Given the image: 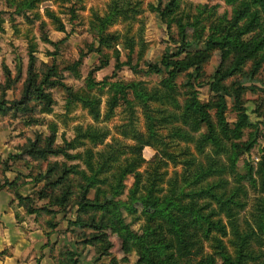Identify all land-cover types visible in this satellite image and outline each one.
Wrapping results in <instances>:
<instances>
[{
  "label": "rangeland",
  "instance_id": "obj_1",
  "mask_svg": "<svg viewBox=\"0 0 264 264\" xmlns=\"http://www.w3.org/2000/svg\"><path fill=\"white\" fill-rule=\"evenodd\" d=\"M170 1L0 0V100H7L6 104L11 106L0 114V119H7L11 126L15 147L12 153L16 154L10 158L11 164L19 170L20 179L33 182L31 197L26 201L40 208L35 212L38 221L58 238L55 242L50 241L57 264H74V259H78V264H138L137 251H122L115 234L103 239L98 229L70 223L69 220L76 218V201L86 181L81 173L71 170L61 181L56 180L62 176L65 166L79 162L78 159L56 154L43 157L39 152L24 154L38 137L42 139L39 146H44L45 138L53 128L57 131V145L79 132L91 130L97 131L94 140L86 135L81 137L97 149L106 148L114 137L125 145L135 141L121 131L128 113L122 103L125 99H120L121 103L110 118H104L109 84L102 93H99V86L90 91L87 88L89 76L99 81L107 78L109 81L146 80L149 86L158 84L168 73L165 70L146 73L147 61L160 62L169 49L177 50L179 42L189 41L191 45L175 58H192L198 66L194 64L174 77L177 96L186 100L197 95L200 100L209 102L210 112L215 117V103L220 92L213 89L210 82L217 69L230 68L238 53H246L241 68L223 80L225 84L241 86L238 99L225 95V113L228 121L235 123L241 112L237 106L239 102L250 119L238 140H254V144L239 160L240 170H246L245 161L259 167L260 161L264 160L263 7L255 0H176L174 9L164 12ZM241 10L247 12L238 18L239 31L236 28L233 31L235 39L212 43L210 29L218 24H230ZM40 20H44L45 25ZM251 22L252 26H247ZM102 33L103 41L100 39ZM222 33L221 30L216 32ZM43 36H48L51 41ZM78 60L80 62L76 64ZM52 64L54 69H49ZM32 74L36 78L30 81ZM29 82L31 89L26 102L14 103L23 98ZM68 85L75 95L98 96L101 99L100 114L95 115L76 97L67 105ZM129 96L133 98L132 94ZM137 109L135 127L144 131V114L140 105ZM201 130H207V126L203 125ZM156 152L154 145L144 146L143 154L147 160ZM145 167L146 163L141 169ZM174 168L169 166L171 172ZM49 180L55 183L46 189L47 197H39L38 191ZM134 180V174L126 177L127 188L122 198L127 197ZM246 186L252 198L257 192L253 185ZM63 187L71 190L65 209L59 203H50ZM105 188H108L106 184L103 185ZM93 193L94 189L90 195ZM44 205L49 209L42 208ZM93 212L97 219L103 215L101 211ZM246 214L248 209L240 213L242 224H245ZM124 216L133 229H139L140 221L125 211ZM95 234L99 238L89 241Z\"/></svg>",
  "mask_w": 264,
  "mask_h": 264
},
{
  "label": "trees",
  "instance_id": "obj_2",
  "mask_svg": "<svg viewBox=\"0 0 264 264\" xmlns=\"http://www.w3.org/2000/svg\"><path fill=\"white\" fill-rule=\"evenodd\" d=\"M175 1L171 0L167 4L168 10L163 11L174 9ZM255 1L263 7L264 18V0ZM243 12L247 11H239L234 21H229L230 24H218L213 30L211 26L212 43L232 42L235 39L233 31H239L238 18ZM40 22L45 25L44 20ZM252 22L247 26H252ZM219 30L223 31L221 35L216 34ZM43 38L51 41L48 36ZM178 45L177 50L169 49L160 62L147 61L146 73L164 70L168 73L158 84L149 86L146 80L109 81L107 78L99 81L89 76L87 88L90 91L99 86V93H102L105 85L109 84L104 118H110L121 103L120 99H125L122 103L128 113L121 131L134 142L125 145L114 137L106 148L97 149L81 137L86 135L94 140L97 131L91 130L79 132L57 145V131L53 128L46 136L44 146H39L42 139L38 137L24 154L39 152L43 157L56 154L78 159L79 162L65 166L62 176L56 180L61 181L71 170L81 173L86 181L76 201V218L69 220L70 223L98 229L103 239L115 234L122 251H137L138 264H264V160L260 161L259 167L245 161L246 170H240L239 160L254 144V140H238L250 119L238 100L237 106L241 109L238 120L231 123L225 113V95L238 99L241 86L225 84L223 80L241 68L247 54L238 53L230 68H219L214 74L210 84L220 92L215 103L217 116L214 117L209 102L200 100L197 95L193 94L186 100L178 98L174 77L194 64L198 66L192 58H175L191 42L182 41ZM54 67L52 64L49 69ZM35 78L33 76L30 81ZM30 84L25 88L23 98L14 103L26 102ZM66 88L69 95L67 105L76 97L95 115L100 114L101 99L98 96L88 93L79 96L69 85ZM6 101L0 100V113L11 108ZM137 105L141 106L144 114V131L135 127ZM203 125L207 130H201ZM145 145H154L157 149L150 160L143 154ZM78 148L82 149L70 151ZM14 156L16 154H9V158ZM145 163L146 167L141 169ZM170 165L176 167L172 172ZM129 174H134L135 180L127 197L122 198ZM54 183L47 181L45 187L38 191L39 197H47L46 189ZM104 184L108 187L106 190L103 189ZM246 184L253 185L257 192L252 198ZM70 192L69 187H63L50 203H59L65 209ZM16 196L26 203L31 197L21 194L18 189ZM27 205L29 212L40 209L30 202ZM42 208L49 209L46 205ZM247 209L245 224H242L240 213ZM93 211H101L103 215L97 219ZM124 211L140 221L138 230L127 222ZM96 238H99L97 234L89 241ZM74 264H78V259H74Z\"/></svg>",
  "mask_w": 264,
  "mask_h": 264
},
{
  "label": "crops",
  "instance_id": "obj_3",
  "mask_svg": "<svg viewBox=\"0 0 264 264\" xmlns=\"http://www.w3.org/2000/svg\"><path fill=\"white\" fill-rule=\"evenodd\" d=\"M10 127L7 119H0V264H57L50 243L58 239L55 232L41 225L36 211L29 212L27 203L16 196L17 189L31 195L33 182L20 179L11 164L9 154L15 147Z\"/></svg>",
  "mask_w": 264,
  "mask_h": 264
}]
</instances>
